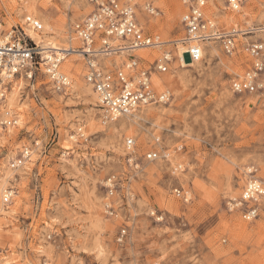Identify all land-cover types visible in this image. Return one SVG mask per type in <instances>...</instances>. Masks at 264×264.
<instances>
[{"label": "rangeland", "instance_id": "rangeland-1", "mask_svg": "<svg viewBox=\"0 0 264 264\" xmlns=\"http://www.w3.org/2000/svg\"><path fill=\"white\" fill-rule=\"evenodd\" d=\"M77 2L0 0V22L9 28L33 15L43 23V11L58 4L40 43L76 48L71 27L93 10ZM184 11L181 0H137L139 23L164 43L134 53L155 90L170 92L167 104L103 119L76 49L60 67L72 80L65 91L43 72L13 81L0 102V264H264V204L251 221L231 208L249 179L264 177V76L255 92L232 88L252 66L247 43L264 41V29L246 31L264 27V0H244L239 11L207 0L220 30L241 31L236 49L211 40L188 64L179 59L185 44L175 41L186 36ZM164 52L171 61L163 72L155 65ZM127 59L102 62L115 71ZM25 148L30 158L12 167ZM150 151L159 156L147 159Z\"/></svg>", "mask_w": 264, "mask_h": 264}, {"label": "built area", "instance_id": "built-area-1", "mask_svg": "<svg viewBox=\"0 0 264 264\" xmlns=\"http://www.w3.org/2000/svg\"><path fill=\"white\" fill-rule=\"evenodd\" d=\"M88 1L93 5V10L72 25L70 38L81 43L73 49L85 59V80L97 95L103 110V119L113 121L132 115L148 105L167 104L171 99L170 92L155 90L151 72L141 64V57L134 53L139 48L164 43L158 36L145 32L139 23L136 15L137 0ZM206 1L181 0L185 6L181 23L186 31L182 42L185 49L179 55L181 61L201 60L203 44L211 40H220L229 54L236 49V37L241 31L235 28L227 32L220 30L216 22L205 13ZM243 1L227 0V7L232 11H239ZM148 9L151 14L155 11L150 6ZM24 19L25 24L37 32L43 31L39 18L26 15ZM263 29L258 27L246 31L263 32ZM245 50L252 60V66L243 77L232 81V88L238 93L255 92L263 87L264 41L258 39L248 42ZM117 55L126 56L127 62L115 71L109 70L102 61ZM64 59L63 55L53 51L45 53L23 24L6 28L0 22V102L6 99L8 89L15 79L31 81L38 72L46 74L58 92L68 89L72 80L61 71ZM170 61V52H164L155 66L164 72L167 71ZM12 123L16 121L7 120L3 124ZM133 145L134 140L127 138L126 146L131 148ZM30 156V149L25 148L21 158L13 160L11 166L22 165ZM158 156L157 151H150L146 155L150 160ZM109 182L113 183V178H109ZM110 185V193H113L114 185ZM10 198L11 194L7 193L5 201ZM263 204L264 177H253L246 182L242 195L231 202V208L239 210L245 220L251 221L259 216Z\"/></svg>", "mask_w": 264, "mask_h": 264}, {"label": "bare ground", "instance_id": "bare-ground-1", "mask_svg": "<svg viewBox=\"0 0 264 264\" xmlns=\"http://www.w3.org/2000/svg\"><path fill=\"white\" fill-rule=\"evenodd\" d=\"M62 1H64V6H66V7H72V8H74V9H76L77 7H78V2H77V0H62ZM31 4V3H30ZM24 7H26V6H24ZM55 8H59L60 9V7H59V5L58 4H53V5H50L49 6V9L47 10V9H43L44 11V13L42 14V20H43V31L42 32H37L36 30H34L32 27H30L29 25H27V24H23L24 25V27L27 29V31H28V33H29V35H31L40 45H41V41H43L44 39H42V38H45V36H47L48 34H49V30H50V28H51V25H50V23H49V21H48V16H51L49 13L51 12V11H49V10H52V9H55ZM33 8L31 9V8H28V11H30L31 13H33ZM36 10V9H35ZM49 11V12H48ZM53 11V10H52ZM30 16H33V15H30ZM235 16V15H234ZM35 17V16H34ZM232 19H233V16H232ZM231 19V20H232ZM264 28V27H263ZM183 39H185V37H182V38H180V39H178V40H175L176 42H178L177 44H181L182 42H184V40ZM46 40V39H45ZM175 41H174V43H175ZM117 42V41H116ZM41 48L44 50V52L46 53V52H48V51H53V52H56V53H59L61 56L63 55L64 56V58H66V56H67V54H68V52L70 51V49H73V47L72 46H70V47H62V46H59L58 44H55V43H53V41H49L48 43H46V44H42L41 45ZM144 48V47H143ZM146 48V47H145ZM139 49H141V48H139ZM184 49H185V47H183V45H181V47H180V51H179V55H181L183 52H184ZM138 50V49H137ZM70 52H73V51H70ZM69 52V54H71ZM204 52V51H203ZM65 60V59H64ZM184 62H186V64H188V62H197V61H191V60H183ZM63 63V62H62ZM62 65V64H61ZM65 68L69 71V73H76V71H77V66H73V62H71V61H67V62H65ZM92 90V89H91ZM93 93L96 95V93L94 92V90H93ZM101 106V105H100ZM128 116H130V115H128ZM133 116V115H132ZM135 116V115H134ZM122 118V117H121ZM4 183H6V182H4ZM3 188V187H2ZM5 189V188H4ZM2 190V189H1ZM7 193L8 194H11L12 193V191H7ZM6 195V194H5Z\"/></svg>", "mask_w": 264, "mask_h": 264}]
</instances>
